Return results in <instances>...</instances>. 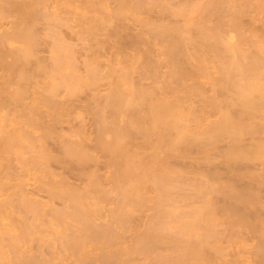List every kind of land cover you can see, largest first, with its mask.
I'll return each instance as SVG.
<instances>
[{
  "label": "bare ground",
  "instance_id": "bare-ground-1",
  "mask_svg": "<svg viewBox=\"0 0 264 264\" xmlns=\"http://www.w3.org/2000/svg\"><path fill=\"white\" fill-rule=\"evenodd\" d=\"M12 16L0 32V187L14 186L0 201V264H245L252 238L264 264L251 188H264V0H0V27ZM220 142L230 171L250 164L231 174L247 188L205 174Z\"/></svg>",
  "mask_w": 264,
  "mask_h": 264
},
{
  "label": "rangeland",
  "instance_id": "rangeland-1",
  "mask_svg": "<svg viewBox=\"0 0 264 264\" xmlns=\"http://www.w3.org/2000/svg\"><path fill=\"white\" fill-rule=\"evenodd\" d=\"M108 2H109L110 4H109ZM108 2H106V3L109 4V5H107V6H108L107 8H108V10H109V9H110L109 6L111 5L110 7L112 8V5L114 6V3H112L111 1H108ZM127 16H128V15H127ZM125 17H126V16H125ZM14 19H15V17L12 16V17H7V18L5 19L6 21L3 20V21H2V25H1V27H0V28H1V29H0V32L3 31V29H4V30L7 29V28L9 29V26L12 25V22L14 21ZM129 22H130V21H127V23H129ZM45 23H46V22H45ZM127 23H126L125 26L128 25ZM39 25H42V24L40 23ZM44 25H45V24H44ZM44 25H43V26H44ZM43 26H42V28H43ZM45 26H46V25H45ZM125 26H124V27H125ZM40 27H41V26H39L38 28H40ZM124 27L122 28L123 30L126 28V27H125V28H124ZM127 27H129L128 30L125 29L127 32H125V31H123V32H119V33H122V35L120 34V35H121V38H120L121 40H120L119 42L121 43V41H122L123 38H124V40H127V41H124V40H123L125 43L127 42V43L124 44V45H122V43H123V41H122L121 45L123 46V48H124V47H125V48H126V47L128 48V47L130 46V45H129V40H128L129 38H128V37H132V36H133L132 33H135V32H136V29H135L134 32L131 31L132 29L130 28L129 25H128ZM8 29H7V30H8ZM61 29H63V32L61 33V35H62V34L65 35V33L68 32L67 30H64V27H62ZM130 29H131V30H130ZM9 30H10V29H9ZM40 30H44V29H41V28H40L39 31H40ZM133 30H134V29H133ZM37 31H38V30H37ZM65 31H66V32H65ZM41 32L43 33L44 31H41ZM41 32H39L40 35H43V36H44V34H42ZM64 32H65V33H64ZM131 32H132V33H131ZM69 33H70V32H69ZM69 33H67V36H66V38H69L67 41L70 42V43H74L75 40L70 39L69 36H71V37H73V38H74L75 36H74L73 33H70V34H69ZM124 33H125L126 35H125ZM258 33H259V32H258ZM123 34H124V35H123ZM63 35H62V36H63ZM130 35H131V36H130ZM43 36H42V37H43ZM125 36H126V37H125ZM118 38H119V36H118ZM125 38H126V39H125ZM127 38H128V39H127ZM45 40H46V39H45ZM7 41L13 43V44H11V45H12V48L17 49L18 47L21 46V45H20L21 43L18 42L19 44H17V43H15L16 41H13L12 39H8ZM46 41H47V40H46ZM13 45H15V46L13 47ZM19 45H20V46H19ZM16 46H18V47H16ZM38 48H39V49H38V53H37V55H39V57H41V54L43 55V53H44L45 56L43 55V56H44L43 58H46V56H48L49 53L47 54V51H46L47 49L44 47V44H43V42H42V39H40V43H39V45H38ZM127 48H126V49H127ZM40 49H41V50H40ZM43 50H44V51H43ZM42 52H43V53H42ZM39 53H40V54H39ZM81 56H82V55H81ZM41 58H42V57H41ZM78 58L80 59V56H79ZM81 59H82V57H81ZM8 60H11V59L8 58ZM77 63H78V64H76V65L78 66V69L80 68L79 66H81V68L79 69V71L74 72V70H72V69H70V70L73 71L74 74L76 73V76L78 77V75H84V72H83V70H82L83 65H80V63L82 64V60L78 61V59H77ZM68 70H69V69H68ZM70 70H69V71H70ZM71 71H70V72H71ZM81 71H82V72H81ZM70 72H69V73H70ZM71 73H72V72H71ZM78 73H79V74H78ZM211 73H212L211 75L215 74V73H213V72H211ZM74 74H73V75H74ZM74 76H75V75H74ZM214 76H215V75H214ZM38 77H40V76L38 75V76L36 77L37 79L35 80V81H37V82H38V80H39ZM41 78H42L43 80L45 79V78L42 77V76H41ZM204 81H205V79H204ZM204 81H203V82H204ZM39 82H41V81L39 80ZM45 82H46V79H45ZM45 82H43V83H45ZM41 83H42V82H41ZM43 83H42V84H43ZM101 85H102L103 87H102ZM40 86H41V85H40ZM98 86H99V87H98ZM104 86H106V87H104ZM205 86H206V85H205ZM206 87H207V86H206ZM104 88L107 89L106 81H105V80H101L100 84L97 85L96 88H91V89H92V90L94 89V91H93L94 93H95V92L98 93V94L95 93V96H97L96 98H98V97H100L99 95L105 93L104 91H106V89L103 90ZM96 89H97V91H96ZM92 90L89 91V92H90L89 94H85V96L83 97L82 100H85V102H86V101L88 100V99H87V95H88V98H90V96L92 97V95H94V93L92 92ZM98 91H100V92H98ZM91 92H92V93H91ZM65 93H66V92H65V90H64V91H63V94H61V93H60V94H61L62 96H64ZM86 99H87V100H86ZM28 100H30V98H28ZM28 100L26 99V101H28ZM82 100H81V103L84 104L85 102H83ZM78 102H80V101H78ZM78 102L75 101L74 103L77 105V104H79ZM86 103H87V102H86ZM86 103H85L84 105H86ZM212 114H213V113H212ZM214 115L217 116L216 114H214ZM212 116H213V115H211V116L209 115V118L212 119V120L216 118V117H212ZM80 117L82 118L81 115H80ZM86 117H87V116H86ZM87 118H88V117H87ZM87 118H85V114H83V118H82V119H87ZM207 118H208V117H207ZM87 120H88V119H87ZM87 120H83L84 123H85ZM208 120H209V119H208ZM72 123H74V124H73V125H74L73 127H77V125H79V122H78V121L76 122L77 125H76L75 122H72ZM88 124H89V123L87 122V126H89ZM67 125H68V124H67ZM67 125H66V123H63V127H64L65 129H66ZM87 126H86V129H87ZM73 127H72V128H73ZM89 127H90V126H89ZM88 130H89V129H88ZM66 131H68V130H66ZM75 138H76V137H72L71 139H75ZM222 142H224V141H222ZM222 142H220V143L217 145L216 149L214 148V151H215V152H214V151H212V153L210 152V153H211V158H212V159H211V162H210L211 165H208V167L206 166L207 170H205V171H206L205 174H206V175H211V176H209V177L212 178V179H213V176H216V178H217L218 180H220V181H222L221 179L224 178V177H222V176H224L225 174H226V175H225V178H226V180H227V179H228V176H229V174H230L229 179H230V180L233 179L232 181H234L235 186H236V184H237V185L239 186V187L237 186L238 188H240V187H241V188H245V187L247 188V186H248L249 184L246 183V182H247L246 180H245V181H246L245 184H247V186L245 185V187H243V186H244V183H243L244 180H243V182H242L241 180L236 179L237 177L232 176V175H233V173L235 172L236 167H238V166H240V170H242V169L245 170L243 163L246 164V163H248V162H246V163H245V162L241 163L243 166H242V165H239V164H238V166H237V165H236L235 167L233 166L232 171H230L231 169L229 170V168H227V166H226L224 163L222 164V160H221V156H220L222 153L219 152V150L223 151L222 148L224 149V148L227 146V144H226L225 147H221V148H220V146L222 145ZM226 142H227V141H226ZM246 142H248V140H247ZM224 145H225V143H223L222 146H224ZM219 148H220V149H219ZM218 149H219V150H218ZM217 150H218L219 153L216 154ZM192 151H194V150H192ZM195 151H196V156H195V155H191V157H192V156H195L194 158L192 157L193 160H194V163H193V164L196 163V162H195V161H196L195 159L197 158V154L199 153V152L197 153L198 150H195ZM193 153H195V152H193ZM213 153L215 154V156H214ZM218 154H219V155H218ZM53 155H54V153H53ZM198 155H200V154H198ZM217 156H220V157H217ZM198 157H200V156H198ZM215 157H216V159H215ZM197 159H198V158H197ZM213 159H215V160H217V161L214 160L215 162H212ZM191 160H192V159H191ZM191 160H190V163H191ZM12 163H13V166H15V168H14V170L12 169L13 171L11 170L10 172H15V174L12 173L13 175H16V174H18V173H21V174H22V172L20 171L21 168H20L19 164L16 162V160H14V162L12 161ZM16 163H17V164H16ZM248 165H250V164L248 163ZM251 165H252V164H251ZM192 166H193V165H192ZM203 166H204V165H203ZM209 166H210V167H209ZM213 166H214V167H213ZM225 166H226V167H225ZM194 167H196V164H195ZM204 167H205V166H204ZM211 167H212V168H211ZM245 167H246V166H245ZM251 167H252V166H251ZM196 168H197V167H196ZM196 168H195V169H196ZM202 168H203V167H202ZM202 168L200 167V168H198V169L200 170V169H202ZM247 168L250 169V166H249V167L247 166L246 169H247ZM0 169H1L0 171H2L3 167L0 168ZM5 169H6V168H5ZM5 169H3V170L5 171ZM190 169H191L192 171L194 170V168L192 169V167H190ZM198 169H197V170H198ZM203 169H204V168H203ZM203 169H202V170H203ZM209 170H210V171H211V170H214V171L217 170V171H215V172L213 171V172H211V173L209 172V174H207V173H208L207 171H209ZM226 170H227V171H226ZM228 170H229V173H228ZM238 170H239V167L237 168L236 172H237ZM4 171L2 172L3 174H4ZM7 171H8V169H7ZM221 171H222V172H221ZM223 171H224L225 173H224ZM233 171H234V172H233ZM242 171H243V170H242ZM32 172H33V171H32ZM32 172H30V173H32ZM220 172H221V173H220ZM232 172H233V173H232ZM8 173H9V172L6 173V171H5V174H4V175H6V174H8ZM25 173L27 174L28 172H25ZM25 173H23V174H25ZM30 173H29V174H30ZM213 173H214V175H213ZM217 173H218L219 175H218ZM222 173H223V174H222ZM26 174H25V175H26ZM37 174H38V173H37ZM39 174H40V173H39ZM39 174H38V176H39ZM215 174H216V175H215ZM220 174H221V176H220ZM231 174H232V175H231ZM234 174H235V173H234ZM4 175H1V173H0V180H1V178H2L1 176H3V178H2L1 181H4V180H3V179H5ZM10 175H11V173H10ZM25 175H23V176H24L23 178H25L26 180H28V178H31V177H32V175H31V177H29L30 175H29L28 177H26L27 175H26V176H25ZM34 175L36 176V174H33V177H34ZM212 175H213V176H212ZM231 176H232V177H231ZM15 177H16V176H15ZM15 177H13V178L16 180L19 176L17 175V177H16V178H15ZM21 177H22V176H20L19 179L23 180ZM33 177H32V178H33ZM218 177H219V178H218ZM230 177H231V178H230ZM233 177H234V178H233ZM10 178H12V176H11ZM13 178L10 179V180H12V181H10L9 183H8V180H7V183H8V185L6 184V185H7V188H8V187H11L12 184L14 185V181H15V180H13ZM32 178H31L30 180L27 181L28 184L26 183L29 187H28V186L26 187V185H25V187L27 188V190H30V191H31V188H30V187H32V185L35 184L34 181L36 180L35 177L33 178V179H35V180H33ZM216 178H215V179H216ZM25 179H24V180H25ZM218 180H217V181H218ZM224 180H225V179H223V181H224ZM69 181L73 182L72 180H69ZM215 181H216V180H215ZM217 181H216V182H217ZM235 181H236V182H235ZM237 181H238L240 184H239ZM30 182H31V183H30ZM75 182H76V181H75ZM218 182H219V181H218ZM15 183H16V182H15ZM77 183H79V181H77ZM249 183H250V182H249ZM75 184H76V183H75ZM30 185H31V186H30ZM240 185H241V186H240ZM253 185H254V184H253ZM253 185H252V187H251V185H250V187L253 188V190H256L257 195L259 196V198H258L259 201H260V202L263 201V203H264V188H262V186H261L260 189H259V188L256 189L255 187H253ZM4 187H5V186H4ZM4 187H3V188H4ZM250 187H249V188H250ZM3 188L0 187V191H1V192H0V193H1V194H0V201H2V198H3V199L6 198V196H7L6 194H9L10 192L13 191L14 186H13L12 188H9V189L6 190V191H5V189H3ZM7 188H6V189H7ZM26 188H25V189H26ZM190 189L192 190V188H190ZM190 189H185V190H183V191H182V194H183V195H186V193H187V197H188V195H189L188 198H190V197L192 196V194H193V192H192L193 190L190 191ZM187 190H188V192H186ZM8 191H10V192H8ZM184 191H185V192H184ZM7 192H8V193H7ZM29 193H30L29 196H31V195H32L31 192H29ZM190 193H191V194H190ZM210 194L213 195L212 193H209V195H208V196L206 195V197H204V198H205V199H206L207 197L209 198V196H211ZM152 195H154V194H152ZM190 195H191V196H190ZM149 196H151V194H149ZM216 196H219V194H216ZM35 197H36L37 199L39 198V199H40L41 201H43V202H44V200L46 201V198H45V196H44L43 193H40V195H38V196L36 195ZM41 197H42V198H41ZM110 197H111V198H110L109 200H107V203L105 202L104 207H103V209H102L103 212H106V213L102 214V217H100V218H103V219H100L102 222H103V220H105L106 218L108 219V217H107L106 215H108L109 212H110V210H111L113 207H115L114 204L117 205L116 202H115L116 199H115L114 197H112V196H110ZM204 198H203V199H204ZM210 198H211V197H210ZM213 198L215 199V197H213ZM219 198H220V197H218V198H216V199H219ZM216 199H215V200H216ZM111 200H112L113 202H112ZM187 201H189V203H190V201H193V200H192V199H191V200H190V199H189V200H185V201L183 200L182 202H179V203H181V204H179V203H178V204H179V205H183L184 202H186L187 204H189ZM216 201H218V200H216ZM216 201H215V202H216ZM220 201H221V200H220ZM58 202H59V201H56V203L54 202V204H52V205H53V206H55V205L60 206V205H59L60 203H58ZM218 202H219V201H218ZM218 202H217V203H218ZM108 203H109V204H108ZM263 203H262V204H263ZM110 204H111V205H110ZM184 204H185V203H184ZM107 205H108L109 209H108ZM57 206H55V207H57ZM257 206H258V210H257L258 215H260V214H259V211H260L261 213H262V212L264 213V207H263V209H262V208L259 209V208H260L259 205H257ZM263 206H264V204H263ZM256 209H257V207H256ZM107 210H108V211H107ZM146 210H147V211H146ZM261 210H262V211H261ZM251 211H252V210H251ZM254 211H256V210L253 209V213L255 214ZM107 212H108V214H107ZM146 212H148V213H146ZM249 212H250V211H249ZM140 213H141V214H140ZM251 213H252V212H251ZM253 213H252V214H253ZM263 213H262V214H263ZM150 214H151V210H149V207H148V208H147V207L143 208V210H141V211L139 212V214H137L138 216H139V215H140V216L138 217V216L136 215V217H134V218L136 219V220L133 219V220L135 221V224L133 223L134 221L132 220V221H133V222H132V223H133L132 225H136V226H138V227L134 226V227H136V229L139 228L140 230H142V229L145 227L146 222H148V221L145 222V220H146V219L149 220V216H150ZM252 214H250V215H252ZM104 215H105V216H104ZM148 215H149V216H148ZM103 216H104V217H103ZM260 216H261V215H260ZM262 216H263V217H262ZM262 216H261V218L264 219V215H262ZM147 217H148V218H147ZM138 220H140V221H139L140 223L138 222ZM4 222H5V221H4ZM137 222H138V224H136ZM144 222H145V223H144ZM143 223H144V224H143ZM143 225H144V227H143ZM133 229H135V228H133ZM47 231L50 232V231H52V230H50V228H48ZM132 235H133V231H132V232H126V233L124 234V238H125V237L127 238V239H126V238L124 239L125 241L127 240V241H126L127 243L125 242L126 244H125L124 241H123V243H124L125 245L131 243V241H132L131 239H133V236H132ZM243 236L247 238L248 234H246V236H245V235H243ZM51 237H52V236H51ZM248 237H249V236H248ZM252 239H254V240H253V242H254V241H255V238H252ZM252 239H251L250 241H249V240H248V241L246 240L247 243L249 242V244H247V246L250 247V246H253L254 243H256V241L253 243V242H252ZM130 240H131V241H130ZM246 241H245V242H246ZM226 242H227V241H226ZM226 242L224 241V244H223V245H225ZM251 243H252V245H251ZM226 244L228 245L229 243L227 242ZM227 245H226V246H227ZM247 246L245 245V248H247V249H245V250H247V252H245V254H243L244 256L242 255L241 259L244 257L243 260L245 259V264H248V263L250 264V263H252L251 261L253 260L252 258H250V257H252V256L249 255V254H251V252H249V251H251V248H252V247H251V248L249 249V251H248V248H249V247H247ZM34 247H36V246H34ZM228 248H230V247H228ZM228 248H227V249H228ZM34 249H35V248H34ZM164 249L166 250V247H165ZM231 249H232V247H231ZM229 250H230V249H229ZM226 252H227V251H226ZM164 253H168V252H164ZM232 253H233V250L231 251L230 254L228 253L229 256H228V255L225 256L226 258H228L227 261H228V260L230 261V260H232V258H234V257H233V254H234V253H233V254H232ZM248 253H249V254H248ZM153 255H154V254H153ZM231 255H232V256H231ZM225 257H224V258H225ZM230 258H231V259H230ZM246 258H247V259H246ZM249 258H250V259H249ZM251 259H252V260H251ZM147 260L150 261V262H152V259H147ZM145 261H146V260H145ZM148 261H146V262H148ZM246 261H247V263H246ZM140 262H142V261H140ZM143 262H144V261H143ZM8 264H9V263H8ZM10 264H11V262H10ZM12 264H14V263H12ZM211 264H212V263H211ZM213 264H214V263H213ZM215 264H216V263H215ZM228 264H229V263H228ZM252 264H253V263H252Z\"/></svg>",
  "mask_w": 264,
  "mask_h": 264
}]
</instances>
